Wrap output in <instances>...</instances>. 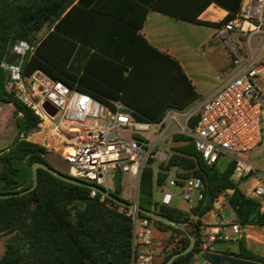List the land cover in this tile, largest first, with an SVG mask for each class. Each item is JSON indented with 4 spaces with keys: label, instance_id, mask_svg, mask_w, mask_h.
<instances>
[{
    "label": "trees",
    "instance_id": "trees-1",
    "mask_svg": "<svg viewBox=\"0 0 264 264\" xmlns=\"http://www.w3.org/2000/svg\"><path fill=\"white\" fill-rule=\"evenodd\" d=\"M84 1L75 5L77 0H0V64L10 60L15 46L27 43L35 47V53H27L23 60L24 76L41 71L102 102L121 101L140 121L162 122L168 110L186 111L200 99L179 62L152 47L140 34L147 4L152 0H131L144 10L141 19L106 13L109 19L102 18L97 30L106 33L62 30L63 23ZM212 3L228 11V15L220 22L199 20V15ZM152 4L161 13L221 30L239 16L243 0H193L186 14L166 10L160 2ZM91 11L98 12V4ZM54 25V30L42 37V32L50 31ZM4 103H12L18 115L15 143L0 152V195H10L32 187V166L47 163L48 151L24 139L38 126L32 112L10 92ZM198 119V115L190 119V129L195 128ZM172 140L179 146L173 149L162 171L177 168L179 185L183 180L200 178L205 186L204 200L198 201L199 206L190 212L154 201V189L164 184L167 174L159 172L155 178L154 160L150 159L141 177L139 204L191 227L190 234L195 235L197 245L174 264H195L200 259L205 239L202 220L215 210L222 196H226L239 224L264 228L260 204L240 189L244 179L233 178V162L221 173L217 163L208 165L203 160L191 137L175 134ZM115 194L121 198L122 187L116 188ZM119 207L109 199L102 202L100 194L92 197L91 190L40 169L35 190L0 199V236L12 235L0 264H131L133 225L128 216L118 211ZM142 216L156 230L183 235L182 245L168 254L163 264L189 246L190 240L182 230ZM216 253L264 264V257L250 251L244 239L238 241L236 252Z\"/></svg>",
    "mask_w": 264,
    "mask_h": 264
},
{
    "label": "built area",
    "instance_id": "built-area-1",
    "mask_svg": "<svg viewBox=\"0 0 264 264\" xmlns=\"http://www.w3.org/2000/svg\"><path fill=\"white\" fill-rule=\"evenodd\" d=\"M221 30L236 32L238 38L246 39L250 52L255 51L253 38L264 36V0H243L239 16ZM258 50L259 55L247 58L238 72L198 108L190 113L170 109L159 123L140 121L121 101L102 102L41 71L24 76L23 60L27 53H35V47L27 43L14 47V56L19 61L5 63L9 75L7 90L38 119L37 129L24 139L58 154L71 166V176L75 179L113 193L115 177L120 171L122 176L136 177L140 185L150 159L168 163L169 152L159 144L169 138L170 130L180 128L181 134L193 139L208 165L226 157L235 164L234 179L241 181L253 176L252 193L248 197L260 204L264 214V183L251 160L252 153L264 147V41ZM194 115L199 119L195 128L190 129L189 121ZM154 135L158 139L153 143ZM178 171L173 167L166 172L159 204L172 207L178 199L189 204L194 191L198 192V201L204 200L203 181L193 177L179 185L174 177ZM172 187L180 189V193H175ZM97 194L91 190L92 197ZM106 199L101 195L102 202ZM118 211L128 216L133 225L131 264H152L154 225L138 210L120 206ZM231 228L238 237L227 234L223 225L206 233L203 252L216 253V244L220 242L237 243L245 227L234 223ZM181 245L178 239L177 246Z\"/></svg>",
    "mask_w": 264,
    "mask_h": 264
},
{
    "label": "crops",
    "instance_id": "crops-1",
    "mask_svg": "<svg viewBox=\"0 0 264 264\" xmlns=\"http://www.w3.org/2000/svg\"><path fill=\"white\" fill-rule=\"evenodd\" d=\"M98 1L85 0L81 8L66 23H63L62 30L84 31V33H106V31H97L101 28L99 22L102 18L108 20L109 15L116 13L122 14L123 17L141 19L145 14L144 10L136 7L135 3L131 0H104L101 3H97ZM152 1L151 4H147L148 11L145 14V21L140 30V34L152 47L179 62L183 72L200 96V99L192 104L195 108H198L205 100L212 97L225 82L234 76L245 62V60L240 59L234 47L230 45L229 38L235 33L222 32V30L217 28L183 21V17L181 16L173 17L155 10V5L152 4L154 2H160L166 10L186 14L193 0ZM97 4L98 12H92V7L97 6ZM227 15L228 11L212 3L203 10L198 19L205 22H220ZM54 28L55 25L50 31H43L41 34L42 37H46ZM158 173L155 171V178H157ZM162 173H166V171H162ZM164 184L155 187L154 197L156 193L160 194L161 197ZM159 201L160 199L156 202ZM179 208L183 209L182 207ZM215 210L220 211L221 208ZM213 213L214 210L208 213L202 220V223L207 226L206 231L203 227L205 234L213 231L217 225H223L225 232L229 234L228 230L231 228V224L238 223L237 220L233 223H227L225 221L217 223L214 220ZM255 229H260V227H245L241 239L246 241L247 248L250 251L264 257L262 255L264 250L249 240L250 233ZM261 229L264 230V228ZM155 235L158 236L155 238L153 246L154 258L152 264H163L166 257V254L163 252V240H166L167 237L159 230H156ZM235 244L237 247V243ZM252 245L257 247V252L252 250ZM199 264L205 263L201 260Z\"/></svg>",
    "mask_w": 264,
    "mask_h": 264
},
{
    "label": "rangeland",
    "instance_id": "rangeland-1",
    "mask_svg": "<svg viewBox=\"0 0 264 264\" xmlns=\"http://www.w3.org/2000/svg\"><path fill=\"white\" fill-rule=\"evenodd\" d=\"M44 31H47L44 30ZM233 34L230 39V45L231 47H234L236 50L238 56L240 59L246 60L249 58L252 54L257 56L260 54V51L258 50L261 46V44L264 41L263 35H257L252 40V47L255 51L252 53L250 52L251 49L246 41L245 38L237 37V33L233 32ZM10 62L19 61L17 57L14 56V50L11 53ZM7 61H3V63L0 64V152L8 150L14 143L15 139L18 134V127H17V117L15 106L12 103H4L5 100L8 99V90H7V65L5 64ZM195 109V106L192 105L189 107L185 113H190ZM182 130L180 128H173L169 131V138L166 141H162L159 144L160 148H163L169 152V155L174 153L173 149L177 146H179L178 143L173 142L172 137L175 134H181ZM158 139V135H154L152 137V142L154 143ZM251 160L254 163V165L257 167V173L259 178L264 183V147H260L258 150L254 151L251 155ZM230 160L226 157H222L219 159V161L216 164V168L219 172H225L230 164ZM165 166V162H161L159 160H155L153 167L154 170L158 172H162V169ZM175 178H178V172L174 175ZM253 176H250L244 180H242L239 184L240 189L247 195L250 196L252 193V185H253ZM174 192H180V190L176 187L171 188ZM139 192H140V185L137 183V178L130 175V174H124L122 176V194L121 198L128 201V202H138L139 201ZM115 194V191H113ZM193 200L191 203L186 204L181 199H178L175 201V205L178 207H182L184 210L190 212L193 211L196 207L199 206L198 202V192L194 191L192 193ZM160 194H155L154 200L158 201L160 199ZM218 200V206L214 210V220L217 223H220L221 221H225L227 223H233L236 222V215L234 211L229 207L228 202L226 200V197ZM194 222L197 221V218L193 219ZM182 227H184L189 233L191 230V227L188 226V224H180ZM202 226L205 228L206 231V225L202 223ZM163 233L167 238L166 240H163V246H164V253L166 256L170 253H172L174 250L179 248L180 246H177V240L180 239L182 241L183 235L176 234L169 231H160ZM229 235L232 237H237L238 235L233 232L232 228L228 230ZM206 234H203V236ZM158 235L155 236V238ZM12 237V235H6V236H0V258L3 256L6 244L9 241V239ZM250 242L255 243L259 247H261L264 250V230L263 229H255L250 233ZM238 244V242H237ZM216 248L218 251H231L236 252L237 247L234 242H220L216 244ZM252 250L257 252V247L252 245ZM260 252V251H259ZM264 255V251L263 254ZM201 259L197 260L195 264H199Z\"/></svg>",
    "mask_w": 264,
    "mask_h": 264
},
{
    "label": "water",
    "instance_id": "water-1",
    "mask_svg": "<svg viewBox=\"0 0 264 264\" xmlns=\"http://www.w3.org/2000/svg\"><path fill=\"white\" fill-rule=\"evenodd\" d=\"M56 111L53 112L55 114ZM45 159L47 163H42V162H37L33 164L32 166V178H33V185L30 189L22 191L18 194H10V195H0V199H8L14 196H23L26 195L33 190H35L38 186V171L40 169H43L50 174L56 176L57 178L61 179L62 181H65L67 183H71L77 186H82L85 187L89 190H95L99 194L104 195L107 199L111 200L115 204L125 207L127 209L131 210H138L140 211L143 215L157 221L160 223H164L167 225H170L172 227H175L177 229L182 230L187 237L190 240L189 246L179 252L174 254L167 262L166 264H174L175 261L183 256H187L190 254L196 247L197 245V239L195 235L190 234L184 227H182L180 224H177L176 222L164 217L163 215L159 214L158 212L155 211H149L146 209H143L139 203L137 202H128L119 196H117L114 193L109 192L108 190H105L101 187H98L96 185H92L89 183H85L83 181H80L78 179H75L74 177L71 176V166L63 159L61 158L58 154L53 153V152H48L45 155ZM115 185L116 188H121L122 187V173L118 171L116 177H115ZM200 259L205 263V264H262L258 262H253L249 260H244L232 256H227V255H222L218 253H211V252H202L200 254Z\"/></svg>",
    "mask_w": 264,
    "mask_h": 264
},
{
    "label": "bare ground",
    "instance_id": "bare-ground-1",
    "mask_svg": "<svg viewBox=\"0 0 264 264\" xmlns=\"http://www.w3.org/2000/svg\"><path fill=\"white\" fill-rule=\"evenodd\" d=\"M253 183V182H252Z\"/></svg>",
    "mask_w": 264,
    "mask_h": 264
}]
</instances>
